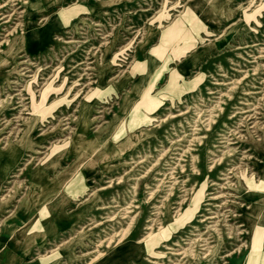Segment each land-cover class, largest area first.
I'll use <instances>...</instances> for the list:
<instances>
[{
  "label": "rangeland",
  "instance_id": "374dc122",
  "mask_svg": "<svg viewBox=\"0 0 264 264\" xmlns=\"http://www.w3.org/2000/svg\"><path fill=\"white\" fill-rule=\"evenodd\" d=\"M15 3L0 10V38L16 27L0 48L2 264L264 252V0Z\"/></svg>",
  "mask_w": 264,
  "mask_h": 264
},
{
  "label": "bare ground",
  "instance_id": "6f19581e",
  "mask_svg": "<svg viewBox=\"0 0 264 264\" xmlns=\"http://www.w3.org/2000/svg\"><path fill=\"white\" fill-rule=\"evenodd\" d=\"M20 1H22V0H8L7 1V3H12L13 4V6L15 7V5H17L15 2H20ZM24 1V0H23ZM169 2V1H168ZM263 2V1H262ZM4 4V5H0V10H2L3 8H5V7H7L9 4ZM25 4H27L28 2H24ZM163 4V3H162ZM179 4V3H178ZM249 5V4H248ZM71 7V6H70ZM162 9V8H161ZM255 9V8H254ZM167 10V9H166ZM185 11V10H184ZM165 12V11H164ZM10 13V12H9ZM12 14L11 15H5V14H1V21H3L4 19H7L5 22H3L0 26H2L3 27V25L4 24H6V23H10V21L12 20ZM74 18V17H73ZM154 18H156V17H154ZM179 18V17H178ZM151 20V19H150ZM161 22V21H160ZM19 25V24H18ZM170 25V24H169ZM186 25V24H185ZM21 26V25H20ZM27 26V28H28V25H26ZM16 29V27L13 29V30H15ZM24 29H26V27L24 26ZM11 31V32H14V31ZM11 32H9L7 35H5V36H3V38L1 39L0 38V48H1V46H2V44H5L6 46H9L8 48H7V50H9L10 48H11V45H12V40H8V38H10V35H12L11 34ZM264 50V49H263ZM116 60V59H115ZM261 62V61H260ZM144 65H145V63H144ZM30 68H31V64H26L25 62H20L19 63V65L17 66V69H18V72H16L15 73V75H16V77H15V79L14 80H12L10 83L11 84H15V85H18L17 83L21 80V77H25V75H26V73H30L31 72V70H30ZM135 68V67H134ZM41 69V68H40ZM131 69V68H130ZM132 71V70H131ZM23 72V73H22ZM55 74V73H54ZM132 75V74H131ZM27 77H29V76H27ZM67 77V76H66ZM31 79H33V80H35L34 79V76H31ZM67 79V78H66ZM77 82V81H76ZM76 82H75V84H76ZM54 83V82H53ZM74 84V85H75ZM37 86V85H36ZM71 86V85H70ZM253 86H255V85H253ZM74 87V86H73ZM17 88V87H16ZM105 88V87H104ZM43 89V88H42ZM15 93V92H14ZM76 95V94H75ZM23 97V96H22ZM9 100H12V99H9ZM39 100V99H38ZM47 101V100H46ZM14 106L15 105H17V103H14L13 104ZM12 105V106H13ZM19 107H22V106H17V107H13L12 108V110H16V109H18ZM219 108V107H218ZM221 108V107H220ZM20 110V109H19ZM6 114V113H5ZM25 115V114H24ZM64 116V115H63ZM66 116V115H65ZM7 116H5V118H6ZM75 117V116H74ZM4 120V119H3ZM214 120V119H213ZM195 121V120H194ZM255 121V120H254ZM253 121V122H254ZM4 124H6V126H8V125H10L11 123H10V121L9 120H5L4 122H3ZM40 123V122H39ZM98 123V122H97ZM239 123V122H238ZM70 126V125H69ZM206 128V127H205ZM230 128V127H229ZM233 129V128H232ZM6 135V134H5ZM27 136V135H26ZM114 138V137H113ZM68 141V140H67ZM235 141V140H234ZM46 145V144H45ZM53 146V145H52ZM232 146V145H231ZM243 150V149H242ZM223 151V150H222ZM249 154V153H248ZM40 157V156H39ZM218 157H221V156H218ZM240 157V156H239ZM238 164V163H237ZM211 165V164H210ZM250 166V165H249ZM194 169V168H193ZM195 170V169H194ZM229 171H231V170H229ZM79 172V171H78ZM222 173V172H221ZM75 175H77V173L75 174ZM227 176V175H226ZM173 177V176H172ZM208 177V176H207ZM119 180V179H118ZM83 176H81V175H78L74 180H72L68 185L70 186V187H72V188H76V187H80L81 188V190H79L80 191V194L79 195H81V194H83V191H84V185H83ZM174 182V181H173ZM222 183V182H221ZM258 183V182H257ZM157 184V183H156ZM69 187V188H70ZM252 187V186H251ZM68 188V187H67ZM156 188V187H155ZM247 188V187H246ZM101 189H104V188H101ZM94 190V189H93ZM154 190V189H153ZM22 191V190H21ZM221 193V192H220ZM194 194V193H193ZM67 195V194H66ZM78 195V196H79ZM216 195V194H215ZM164 196V195H163ZM204 198V197H203ZM200 199L201 198H198V201H200ZM228 199V198H227ZM236 201V200H235ZM223 202V201H222ZM221 202V203H222ZM199 203V202H198ZM198 203H196L195 204V207H194V211L195 212H197V210H198V208H199V206H198ZM128 206V205H127ZM208 208V207H207ZM227 209V208H226ZM46 210V209H45ZM128 211V210H127ZM44 212V211H43ZM42 212V213H43ZM46 212V211H45ZM208 214H211V213H208ZM125 215V214H124ZM123 215V216H124ZM180 215V214H179ZM176 216H177V214H176ZM39 217V216H38ZM45 218V217H44ZM133 218V217H132ZM176 218V217H175ZM211 219H214V217H212V216H206V218H205V220H203V221H207V220H211ZM130 222H131V220H130ZM130 225V224H129ZM185 225V224H184ZM127 227V226H126ZM152 227V226H151ZM216 229V228H215ZM125 230V229H124ZM124 230H122V231H124ZM147 233H148V231H147ZM147 235V234H146ZM145 236V235H144ZM152 235L151 234H148L147 236H146V238H150ZM126 237V231L124 232V233H122L121 235H120V237L116 240V244H119V243H121L123 240H124V238ZM197 237V236H196ZM144 238V237H143ZM153 238V237H152ZM151 238V239H152ZM191 238V237H190ZM206 238V237H205ZM111 239V238H110ZM159 239V238H158ZM112 240V239H111ZM167 240V236H166V238L164 239V241H166ZM190 241V240H189ZM109 242V241H108ZM155 242V241H154ZM262 242H263V240H262ZM146 244V243H145ZM155 244H157V243H155ZM178 244V243H177ZM202 244V243H201ZM189 245V244H188ZM96 247H100V244L99 245H97ZM153 247V246H152ZM156 247V246H155ZM204 247V246H203ZM256 247H257V245H253L252 247H251V250H250V252L248 253V255L246 256V259H245V261H244V264H264V252H261V251H258L257 249H256ZM183 250V249H182ZM234 250V249H233ZM96 252V254H95V256L87 263V264H94L95 262H98V261H102V257H104L105 256V253L104 252H100V251H95ZM173 252V251H172ZM208 252V251H207ZM54 253V252H53ZM163 254V253H162ZM179 254V253H178ZM177 254V255H178ZM0 255H2V254H0ZM205 255V254H204ZM60 257V256H59ZM50 259H52V258H50ZM54 260V259H53ZM176 262V261H175ZM178 262V261H177ZM174 263V262H173Z\"/></svg>",
  "mask_w": 264,
  "mask_h": 264
},
{
  "label": "crops",
  "instance_id": "0c3cea01",
  "mask_svg": "<svg viewBox=\"0 0 264 264\" xmlns=\"http://www.w3.org/2000/svg\"><path fill=\"white\" fill-rule=\"evenodd\" d=\"M5 253H6V252H4V251H3V252H0V254H2V255H0V258H2V257L5 255ZM2 261H3V260L0 259V264H2Z\"/></svg>",
  "mask_w": 264,
  "mask_h": 264
}]
</instances>
